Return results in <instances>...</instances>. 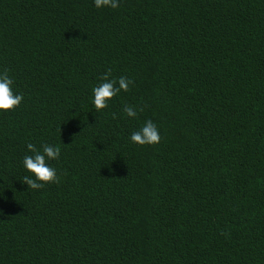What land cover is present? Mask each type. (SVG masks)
I'll return each instance as SVG.
<instances>
[{
    "label": "trees",
    "instance_id": "1",
    "mask_svg": "<svg viewBox=\"0 0 264 264\" xmlns=\"http://www.w3.org/2000/svg\"><path fill=\"white\" fill-rule=\"evenodd\" d=\"M3 71L0 264H264V0H0ZM109 72L134 83L96 112ZM28 143L58 184L20 182Z\"/></svg>",
    "mask_w": 264,
    "mask_h": 264
},
{
    "label": "clouds",
    "instance_id": "2",
    "mask_svg": "<svg viewBox=\"0 0 264 264\" xmlns=\"http://www.w3.org/2000/svg\"><path fill=\"white\" fill-rule=\"evenodd\" d=\"M93 3L97 10H117L121 6V0H93ZM100 79L101 82L92 89L91 99L96 112L100 113L108 109L110 103L122 92H128L134 83L126 76L111 78L110 72ZM23 101L24 96L16 89L14 77L7 71L0 72V114L15 111ZM138 111L143 109L130 104L123 105V113L127 118L137 119ZM129 139L131 143L139 146H155L161 142L160 129L149 119L144 121L139 129L132 131ZM27 150L30 154L23 157L22 166L28 174L24 175L20 182L34 191L46 185L58 184L60 177L52 162L61 159V145L44 144L37 147L33 143H28Z\"/></svg>",
    "mask_w": 264,
    "mask_h": 264
}]
</instances>
